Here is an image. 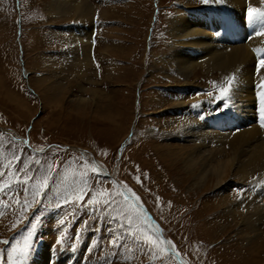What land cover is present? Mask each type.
<instances>
[{
    "label": "rangeland",
    "instance_id": "1",
    "mask_svg": "<svg viewBox=\"0 0 264 264\" xmlns=\"http://www.w3.org/2000/svg\"><path fill=\"white\" fill-rule=\"evenodd\" d=\"M54 1L0 0V264H32L43 251L49 264H240L237 255H244L245 246L231 239L240 224L223 223V234L181 228L185 214L176 213L173 203L197 181L187 179L183 162L171 164L170 157L169 182L155 166L169 149H164L166 145L193 144L174 140L175 133L166 135L171 122L213 119L219 121L216 130L224 128L234 135L251 130L258 121L228 128L225 123L232 121L220 119L230 105L219 89L228 87L230 79L218 82L214 75L195 72L185 80L176 64L166 60L175 41L169 34L172 20L189 17L191 10L218 11L213 4L225 1L87 0L96 9L89 69L83 79L78 74L70 77L66 87L60 86L64 92L55 94L49 92L50 86L62 82L53 81L47 64L59 69L74 66L67 62L69 42L63 35L75 25L72 18L52 15ZM199 26L209 29L204 22ZM213 29L214 25L209 31L214 33ZM78 65L80 61L72 68ZM7 94L26 102L18 99L25 103L21 107L11 104ZM182 101L187 106L179 110L175 105ZM206 101L210 107L203 112ZM217 157L228 164L233 160L229 154ZM235 171L233 167L231 172ZM45 177L48 185L34 199L31 193ZM175 179L186 185L178 186ZM262 180L231 176L219 193H233V201L244 206L243 197L262 191ZM81 190L83 198L78 199ZM217 192L211 186L199 194L194 191L192 199L202 204ZM258 197L256 203L264 204V197ZM93 198L97 202L89 204ZM130 198H138L149 217ZM215 216H210L212 225ZM129 217L134 220L131 228ZM249 264H264V253L253 256Z\"/></svg>",
    "mask_w": 264,
    "mask_h": 264
},
{
    "label": "bare ground",
    "instance_id": "2",
    "mask_svg": "<svg viewBox=\"0 0 264 264\" xmlns=\"http://www.w3.org/2000/svg\"><path fill=\"white\" fill-rule=\"evenodd\" d=\"M224 1L226 4L229 3L232 9L226 6L224 2L221 4H213L212 7L215 10H220L228 15H232L240 22H243L247 18V10L250 7H256L264 11V0ZM51 5L52 15L54 17L65 15V17L62 18L69 17L72 18V20L74 19L75 30L69 35H63L69 42V46L67 45L69 47L67 62L70 61L74 63V66L77 61H80L81 64V66L78 65V68L68 66V68L60 69L53 68L52 62L51 64H47L49 66L48 70L50 69L53 74L51 75L53 81L56 82L59 79L61 80L60 82H62V84L50 86L49 92L53 91L54 93L57 90L64 92L63 87L67 84L70 77L72 78L78 74L76 76L83 79V75L87 73L89 68H86V66L89 65L88 59L91 49L90 39L91 37L93 39L92 34H94L93 16L96 9H94V5H92V3L90 4L87 0H55ZM196 11L201 12L202 10L189 11V17H173L171 33L169 34H171L170 36H172L175 41L171 45V54L170 52L169 56L167 54L166 60L169 58L171 60L168 61L176 64V71L180 76H183L185 80H189L190 76L195 72H203L207 75L209 74V76L214 75L216 76L214 79L218 80V82L226 79L232 80L230 91L224 99L226 100V104L230 105V108L225 112L226 115H221L222 119H220V122H225V120L232 121L230 123H225L228 128H244L249 125V123H252L253 120L258 119V121L251 127V130L242 129L234 135H231L234 132L228 133L224 128L216 130L219 121L214 122L215 120L213 119H208L202 123L196 121V119H186L184 122L177 120L179 121H175L177 124H171V122L165 129L166 135L168 134L169 137H172L173 135L171 134L175 133L173 136L174 140H180L182 138L184 141L188 140V142H192L193 144H189L188 146L184 144L166 145L164 149H169L166 151L165 155L159 158L157 157L158 161H155V166L163 173V180H165L167 177H172L171 171L169 170L172 169V167H170L172 165L169 166V164L179 165L183 162V166L185 167L184 170L188 174L187 179L191 180V178H194L193 180L197 181L194 183L195 188L193 187V190H190V192L188 190L189 193L187 192V195H182L180 201H177V204L173 203V208H175L176 213L185 214V216L183 215L184 221L181 222V228L186 229L187 227L188 229L195 226L200 229L204 228L203 231H214L215 234H223V229L225 228V226H222L224 225L223 223L229 222L231 224L230 226L236 225V223L237 225L240 224L236 235L231 237V239L235 238L243 242L242 245L245 246L243 248L244 255L241 254V257L237 255V258L238 261H241L240 264H249L253 256H260V253H264V204L259 205L256 203L259 201L258 194L264 197V187L262 191H258L254 196L250 197L246 195V197H243L241 201L244 202V206H239V204L233 201L235 196L233 193L223 196L224 194L222 195V193L219 192L227 188V180L231 176H235L239 181L258 177L261 178V180L263 179L259 185H261V187L264 185V132L262 131L264 130V112L261 111V109L264 108V104L261 103V93H264V88L261 87V85L264 84V68H261L256 60V55H264V35H257V32L264 31V26L256 30L252 37H249L247 32L246 37L248 38H245L244 42L242 40V43L229 47L217 40L214 33L209 31L211 26L214 25L212 21L206 22V28L209 29H207L208 31H203V26L199 25L204 22L203 19H210V16L197 15ZM89 20H91L90 23ZM90 24H92L91 27ZM241 24L243 25L244 23ZM216 31L217 30H214V32ZM87 42H89V45H87ZM199 54L201 55L199 56ZM163 60L165 61V59ZM163 63L167 64L165 62ZM165 67L167 66L165 65ZM40 69L41 71L44 70L42 68ZM164 77L166 78V76ZM42 81L50 82L46 80ZM187 83L188 82H186V84ZM61 85L64 86L60 89ZM82 91L84 92L85 89ZM91 93L98 96L96 91L91 90ZM54 94L51 93L53 96ZM6 98L11 101V104L13 103L19 107L25 104L18 101L20 98L17 99L12 94H7ZM20 100L26 102L23 99ZM237 100L240 102L238 105L235 104ZM175 106L179 107V110H182L181 108L187 105L182 101L176 103ZM204 107L207 109H203V112H208L210 103L206 101ZM108 122L115 125L113 120H109ZM172 125H175V127ZM191 138L193 140H190ZM206 148H212L213 151L209 150V152ZM156 149H158V147H156ZM205 152H208V154L206 155ZM228 154L233 155L231 164L219 162L217 160V156L222 155V157H226ZM169 157L171 158V160L169 159V161H171L170 163L168 162ZM241 158H246V160H241ZM233 167L236 169L234 173L231 172ZM180 177L182 176L180 175ZM170 179L168 178L165 181L169 182L168 180ZM176 181L175 179L174 182L176 183ZM176 184L174 185L176 186ZM174 185L173 187H175ZM179 185L184 186L186 183L183 180L179 182ZM211 186L218 190L217 195L213 199L202 204L192 199V196L196 195L194 191L199 194ZM173 187L170 188V190L179 189V187ZM130 199L132 201L131 203L135 205V207H138V210L142 211L140 212L141 214L144 213L147 215V209L144 208L138 199ZM211 215H216V221H214L213 225L209 220ZM204 216L207 218L204 219ZM237 220H240L239 223ZM148 222L155 230H158L159 227L153 220L148 218ZM152 222H154V225ZM224 242H226V238L221 240L220 244ZM223 246L225 247V245H222L221 248ZM49 262V255L46 251H43L35 257L32 264H49Z\"/></svg>",
    "mask_w": 264,
    "mask_h": 264
},
{
    "label": "snow or ice",
    "instance_id": "3",
    "mask_svg": "<svg viewBox=\"0 0 264 264\" xmlns=\"http://www.w3.org/2000/svg\"><path fill=\"white\" fill-rule=\"evenodd\" d=\"M207 2H208V0H204V3H207ZM247 18L250 21L255 20V19H264V11H261L260 9H258L256 7H250L247 10ZM257 35H264V31L257 32ZM259 66L261 68H264V58L260 59ZM231 84H232V80L230 79L229 83H228V87L219 89V92H220V95H221L222 98L225 97L228 94V92L230 91ZM261 87L264 88V84H262ZM208 95L211 96V93H208ZM261 103L264 104V93H261ZM197 106L198 105H193V107H197ZM261 111L264 112V108H262ZM0 175H2V174H0ZM27 179H31V177H27ZM27 179L24 181L25 184L27 183ZM137 180H139V177H137ZM47 185H48V179H47V177H45L43 179L42 183L39 184V187H38L37 191L31 193L33 198L35 199V197L39 196L40 195V190L39 189L47 187ZM5 187H7V185H5ZM24 190L27 191V188H25ZM82 198H83V190H81V194H80V196H78V199H82ZM96 202L97 201H95V198L90 199L88 201L89 204H93V203H96ZM25 203H27V201H25ZM104 203H108V201H104ZM127 223L130 226V228H131V226L134 223L133 218L129 217L128 220H127ZM3 243L7 244L8 241H3ZM153 243H155V241H153Z\"/></svg>",
    "mask_w": 264,
    "mask_h": 264
}]
</instances>
